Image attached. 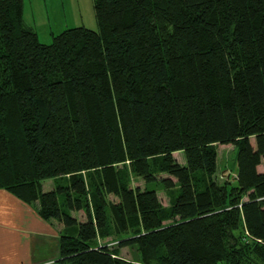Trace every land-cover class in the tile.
I'll return each mask as SVG.
<instances>
[{
    "label": "trees",
    "instance_id": "16d2710c",
    "mask_svg": "<svg viewBox=\"0 0 264 264\" xmlns=\"http://www.w3.org/2000/svg\"><path fill=\"white\" fill-rule=\"evenodd\" d=\"M93 2L44 43L0 0V188L63 226L51 264H264V0Z\"/></svg>",
    "mask_w": 264,
    "mask_h": 264
},
{
    "label": "crops",
    "instance_id": "0c3cea01",
    "mask_svg": "<svg viewBox=\"0 0 264 264\" xmlns=\"http://www.w3.org/2000/svg\"><path fill=\"white\" fill-rule=\"evenodd\" d=\"M43 2L45 6L48 4L52 7L61 0ZM25 3L26 0L24 21L34 28L35 21L27 19ZM94 19L95 12L92 21ZM74 24L85 25L82 17ZM62 229L60 223L44 220L34 206L0 188V264H51L59 255V234Z\"/></svg>",
    "mask_w": 264,
    "mask_h": 264
},
{
    "label": "rangeland",
    "instance_id": "374dc122",
    "mask_svg": "<svg viewBox=\"0 0 264 264\" xmlns=\"http://www.w3.org/2000/svg\"><path fill=\"white\" fill-rule=\"evenodd\" d=\"M63 2V3H62ZM64 5V7H63ZM26 16L30 21H35V26H33L40 37V40L44 43H50L53 39L54 31L59 33L66 28L74 27V21L84 22V26L91 29H98V24L96 19L92 21L94 16V6L92 0H61L60 3H56L54 6L44 4L43 0H26ZM96 18V17H95ZM68 25V26H67ZM93 25V26H92ZM218 169L215 177L223 181L225 177H232L236 172V151L233 145H218ZM180 163H185V156L182 153H175L174 155ZM260 170L264 169V166L259 167ZM166 174H160L158 177L164 178ZM133 177V176H132ZM224 177V178H222ZM54 178L45 179L41 182L44 191L50 190L54 187ZM132 185L140 186L143 188L145 186L144 180L133 177ZM151 189H156L158 191V196L162 204L169 208L172 203V198L174 197L175 190H167L162 183L156 182L149 186ZM110 199L115 201L114 196H110ZM80 220L85 219L83 212L77 214ZM110 243H112L110 241ZM117 246V243L111 245V248ZM121 255L129 260L133 259L132 253L129 248L125 247L121 249ZM132 264H141L138 262H132Z\"/></svg>",
    "mask_w": 264,
    "mask_h": 264
}]
</instances>
